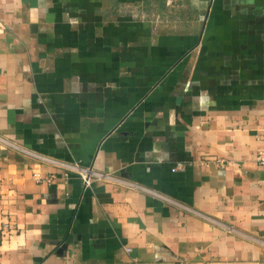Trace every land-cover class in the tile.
<instances>
[{
	"label": "crops",
	"instance_id": "obj_1",
	"mask_svg": "<svg viewBox=\"0 0 264 264\" xmlns=\"http://www.w3.org/2000/svg\"><path fill=\"white\" fill-rule=\"evenodd\" d=\"M263 149L264 0H0V264H264Z\"/></svg>",
	"mask_w": 264,
	"mask_h": 264
},
{
	"label": "built area",
	"instance_id": "obj_2",
	"mask_svg": "<svg viewBox=\"0 0 264 264\" xmlns=\"http://www.w3.org/2000/svg\"><path fill=\"white\" fill-rule=\"evenodd\" d=\"M256 159L260 164L264 165V149L258 152ZM92 173L93 172L91 169L81 170V174H82V177L84 179V183L86 186H91L95 180V176ZM4 227L9 228V225L5 223ZM127 249L131 250V247H127Z\"/></svg>",
	"mask_w": 264,
	"mask_h": 264
},
{
	"label": "water",
	"instance_id": "obj_3",
	"mask_svg": "<svg viewBox=\"0 0 264 264\" xmlns=\"http://www.w3.org/2000/svg\"><path fill=\"white\" fill-rule=\"evenodd\" d=\"M99 190H101V191L104 190V187L99 188ZM102 195H103V194H102Z\"/></svg>",
	"mask_w": 264,
	"mask_h": 264
}]
</instances>
